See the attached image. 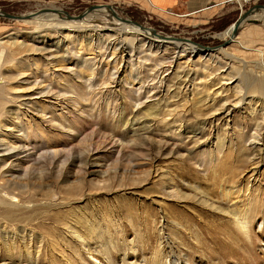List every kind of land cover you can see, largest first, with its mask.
I'll return each instance as SVG.
<instances>
[{
	"label": "rangeland",
	"instance_id": "374dc122",
	"mask_svg": "<svg viewBox=\"0 0 264 264\" xmlns=\"http://www.w3.org/2000/svg\"><path fill=\"white\" fill-rule=\"evenodd\" d=\"M247 1L226 2L222 21L199 25L152 0H0L9 15L33 16L0 17V144L29 145L7 167L35 165L31 178L0 183L30 186L36 197L25 206L57 221L40 231L0 213V256L15 242L23 253L0 264H264L263 13L228 47L195 58L188 50L173 62V46L132 59L143 37L96 11L111 5L141 28L218 47L227 40L217 34L264 5ZM45 14L77 25L56 30ZM64 145L85 161L72 156L60 173L51 159L26 157ZM246 210L248 236L233 224ZM213 236L227 260L214 254Z\"/></svg>",
	"mask_w": 264,
	"mask_h": 264
},
{
	"label": "bare ground",
	"instance_id": "6f19581e",
	"mask_svg": "<svg viewBox=\"0 0 264 264\" xmlns=\"http://www.w3.org/2000/svg\"><path fill=\"white\" fill-rule=\"evenodd\" d=\"M239 3H240V7L242 8V6H241V3L242 2L240 1ZM100 9L101 10L97 9L96 11L97 12H100L103 15H105V14L109 15L110 14V15H112V16H114V17L117 18L118 21H116V23L114 25H115V28L118 27L117 28L118 31H120V32L125 31V28L126 27H123V25L124 26H127L128 24H131V26L130 25H128V26L131 27L134 30V32H136L137 34H139V36H142L143 37L142 40H140L139 42H137L138 43L137 45H134L133 44L135 46V48L132 49L133 56L130 55V56H132V59H133V57L139 56L140 54L144 53L143 49L145 47L147 48V50H145V51H147L151 55V54H155V53H157V54L158 53H165V51H168V49H169L168 46H173V52H174L173 53L174 56L172 58V61L173 62H177L179 60V57L182 56L184 53H187L188 50H189L190 54L193 55L194 58L197 57V56H199V54H201L203 52L202 49H200L199 47L194 46L192 44H184L183 42H178V41H175L174 42L171 39H165V38H162V37H160L158 35H155L153 33V30L152 29L147 30V29H145L143 27L141 28V27L133 24V22L131 20H129V19L126 20L124 17H119L116 14V12L113 10V8L112 9H109V8H107V7L104 6V7L100 8ZM255 14L253 15L254 18L257 17V16H255ZM43 16L44 17L46 16L45 17V19H46L45 21L47 23H52V25H54V27L56 28V30H59V28H57V27L63 28L65 26L64 28H69L70 29V28L74 27V25H77L76 23H74L75 19L72 20V21L68 20L69 22L68 23L65 22V24L64 23H56V24H53L54 22L58 21V18L57 17L59 15L56 16V15H52V14H45ZM88 16H94V14H91V15H88ZM251 17L252 16L249 17L250 20H257V19L251 18ZM90 18L91 17H87V19L85 20V22H90ZM262 18H264V13H263ZM128 20H129L130 23L128 22ZM81 23H84V22H81ZM234 23L232 24L233 26L231 25L232 26L231 29H229L224 34H217V36L220 37V38H224L227 41H230L231 40V42L233 40H235V37L237 35L236 36L233 35L234 34L233 33L234 32ZM245 23L250 24L249 22H246L245 21V22H243L239 26V29ZM253 25H255V24H253ZM111 27H113V26H110V28ZM111 29H113V28H111ZM143 42H145L144 45H142ZM59 45H60V43H59ZM115 48H117V47H115ZM123 48H124V46H123ZM127 50H128V48H127ZM129 52H131V51H129ZM134 52L136 53V55H134L135 54ZM5 56H6V49H5V47H3V46L0 45V64H1L2 60H3V58H5ZM127 59L128 58H126V60ZM262 92L264 94V91H262ZM242 93L243 92H238L237 93L238 96H239L238 97V100H237V101H239L238 103H241L244 100L243 97H241ZM228 111L230 112V110H228ZM256 111H257L256 109H253L251 111V114L252 115H255L257 113ZM260 111L261 112L264 111V107ZM262 115L264 117V113ZM26 149H29V145L28 144H24V145L21 144L19 147L14 146V145L10 146L8 144H3V143L0 144V155H2L3 157H5L2 160L0 159V182L2 180L1 178L4 177V176H6V175H10L11 177H13L15 179H20V180L23 179V178H27L28 179L29 177L30 178L32 177L33 174L31 176H30V174H31V172H35L34 169H33V167L35 165H31V167H29V166L28 167H25L23 165L22 167H20V168H18L16 170H15V167L14 166L7 167V161L8 160L13 159L15 157H18L19 155H21L23 153H26L25 152ZM50 150H49V148L43 147L42 150H41V151H44V153H45L43 156H39L38 158H36L35 156L33 157V156L30 155V156H26V157H27L28 160H30L29 162H31V161L32 162H34V161L37 162L38 161V163L42 159H47V158L48 159H51L53 161V164L55 165L56 172L59 171L60 173H61L62 169H64V167L67 164H70L71 163L70 160H71L72 156H73V164L83 163L85 161L83 158L78 157V156L74 158L75 155H73V151L69 150L68 145H64V150L62 152H55V153H53V155L51 154ZM12 151H20V153L14 155V156H10L8 158L7 157L8 156V153H10ZM223 196L229 198L230 193L229 192H226V193L224 192L223 193ZM35 197H36V191H34V189H32L30 186H20V185H17V184H10V183H7L5 185H2L0 183V213H1V217H2L1 219L5 223L18 222V223H25V224H28L29 225V224H33V222H35L33 224V226H34L35 229H38L40 231H44V230L47 231V230H49L48 225L49 224H53V222H57V221H55V219L53 218V216L50 215V214H48V215H44L42 217L43 219L42 218H39V215H40V212H41V210H40L41 207L40 206H39L40 208L36 206V207H34L32 209L29 208V207H27V206H25V204H26L25 202L26 201H28V200H34ZM247 213L248 212L246 210L244 213L238 215V217H236L233 220V224L236 226V228L238 229V231L241 234H244L246 236L249 235L248 231H249V227H250L249 226L250 225V223H249V219L250 218H249V215ZM72 225L76 229H79L80 227L81 228H84V226L82 225L81 222L74 221V222H72ZM221 230L222 229L216 230L215 233H214V235L215 236L220 235V231ZM224 231H222V232H224ZM213 238H215L214 239V242H216L215 244H217L219 246V249H218L217 253H214V254H218L223 259H226L227 260L231 256V253H228L227 252V248L221 247V244L219 243V238L214 237V236H213ZM222 243H224L225 246L228 247L227 242H222ZM16 244H17L16 242H15V245L14 246H11L12 245L11 244L10 247H9V250H8L9 253L3 252L2 255H4V257H5V255H7L12 260H14L16 258V256H17V254H15V252L16 253H22L21 248L18 247V245H16ZM2 255L0 257H2ZM22 255H23V253H22Z\"/></svg>",
	"mask_w": 264,
	"mask_h": 264
},
{
	"label": "crops",
	"instance_id": "0c3cea01",
	"mask_svg": "<svg viewBox=\"0 0 264 264\" xmlns=\"http://www.w3.org/2000/svg\"><path fill=\"white\" fill-rule=\"evenodd\" d=\"M240 1L248 2L247 0H152V4L162 11L181 12L185 15L184 18H189L195 24L208 25L220 22L227 16L223 11L220 12V6L226 2L240 6ZM231 11L235 13L236 10L234 8ZM194 14L198 16H192Z\"/></svg>",
	"mask_w": 264,
	"mask_h": 264
},
{
	"label": "water",
	"instance_id": "95a60500",
	"mask_svg": "<svg viewBox=\"0 0 264 264\" xmlns=\"http://www.w3.org/2000/svg\"><path fill=\"white\" fill-rule=\"evenodd\" d=\"M104 6L109 8V9L113 8L111 5H103V6H100V8H102ZM91 11H93L92 7L89 8L84 14L80 15V17L87 14V13H90ZM259 12L264 13V5H256L255 7L251 8L247 12L241 13L239 18L234 23V32H233L234 34L233 35L236 36L239 33V30H238L239 26L245 21L249 22L250 24L257 25L259 23V21L258 20H250L249 17L253 16L255 13H259ZM0 17L6 18V19H9L12 21H25V20H29V19L33 18L32 15H30V16H13V15H9V14L1 11V10H0ZM153 33L155 35H158V36L165 38V39H171V40H175L178 42L195 44V45L199 46V48L202 49V51L205 53V55H209V52H215L217 50L224 49L231 44V40H230V41H225L221 46H218V47H205L201 44H197V43L191 41L190 39H184V38L179 39V38H171V37L162 36V35L158 34L155 30H153Z\"/></svg>",
	"mask_w": 264,
	"mask_h": 264
}]
</instances>
